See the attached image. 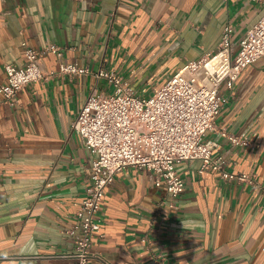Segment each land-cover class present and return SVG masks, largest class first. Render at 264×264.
Here are the masks:
<instances>
[{
  "label": "crops",
  "instance_id": "crops-1",
  "mask_svg": "<svg viewBox=\"0 0 264 264\" xmlns=\"http://www.w3.org/2000/svg\"><path fill=\"white\" fill-rule=\"evenodd\" d=\"M263 14L264 0H0V85L6 64H26L24 44L43 52L48 74L24 86L14 105L0 104V264H74L66 230L94 154L72 124L90 93L102 90L97 72L110 70L111 49L127 44L130 55L160 46L174 62L164 83L215 52L227 24L237 49ZM50 43L60 58L46 50ZM126 60L112 70L123 74ZM60 61L89 71L60 74ZM220 92L228 102L205 140L226 170L255 182L226 181L201 172L198 159L182 161L185 190L172 199L150 170L120 171L105 188L90 264H264V56Z\"/></svg>",
  "mask_w": 264,
  "mask_h": 264
},
{
  "label": "built area",
  "instance_id": "built-area-1",
  "mask_svg": "<svg viewBox=\"0 0 264 264\" xmlns=\"http://www.w3.org/2000/svg\"><path fill=\"white\" fill-rule=\"evenodd\" d=\"M232 35L233 28L227 24L215 52L186 63L150 98L139 96L114 70L101 68L97 72L99 78L113 86V92L106 94L95 88L72 124L94 154L89 185L75 213L76 222L66 230L75 240L71 254L74 264H90L94 255L93 237L101 228L99 212L105 188L120 171L150 170L155 185H164L172 199L185 190V182L176 168L182 161L198 159L201 172L218 171L226 181L255 182L251 174L226 170L223 157H213L216 144L205 140L228 102V97L220 92L221 87L225 85L232 90L242 70L264 56V14L241 38L237 49ZM24 45L26 64L5 65L7 81L0 85V104L14 105L24 86L48 75L43 66V52ZM46 50L62 56L61 48L55 44H48ZM88 71L76 62H59L60 74ZM228 136L233 144H248L239 137Z\"/></svg>",
  "mask_w": 264,
  "mask_h": 264
},
{
  "label": "rangeland",
  "instance_id": "rangeland-1",
  "mask_svg": "<svg viewBox=\"0 0 264 264\" xmlns=\"http://www.w3.org/2000/svg\"><path fill=\"white\" fill-rule=\"evenodd\" d=\"M127 47H129L127 44L117 45L115 49L108 52V67L110 70L119 68L123 64V58L127 59L126 67L121 75H124V79L129 81L128 84L131 87L138 90L137 94L139 96L150 98L167 81L162 83L167 75L174 70L172 66L174 62L168 58L170 54L167 55L166 51L161 50L160 46H152L149 49L144 47L135 53L132 52L130 55H128ZM99 87L106 94L113 92V86L107 80H101Z\"/></svg>",
  "mask_w": 264,
  "mask_h": 264
}]
</instances>
